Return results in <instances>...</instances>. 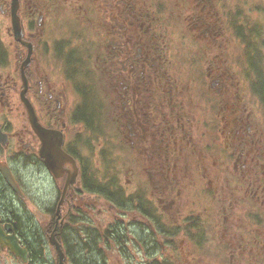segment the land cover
I'll return each mask as SVG.
<instances>
[{"label":"flooded vegetation","instance_id":"1","mask_svg":"<svg viewBox=\"0 0 264 264\" xmlns=\"http://www.w3.org/2000/svg\"><path fill=\"white\" fill-rule=\"evenodd\" d=\"M151 1L160 6L149 7ZM33 2L18 0L16 15L23 33L17 41L14 0H0V161L11 168L21 187L22 174L12 166L14 163L38 169L40 177L59 185L58 198L46 211L50 219L42 225L41 235L35 234L30 241L21 232L22 244L29 251L28 264L37 261L40 249L46 245L42 233L50 231L59 237L57 231L61 229L66 250L65 242L70 244V239L79 237L83 243H93L100 264L118 263L121 255L124 264H264V108L246 107L247 103L264 102V9H246L245 0L234 5L230 0L94 1L100 51L96 63L103 71L108 68L112 132L125 139L127 178H137L140 183L132 186L127 196L126 220L114 213L123 211L122 206L110 205L104 212L109 214L108 220L85 218L77 222V213L86 211L83 156L76 149L82 145L79 140L85 127L75 123L74 116L78 122L83 121L85 108L77 104L74 92L75 103H69L67 91L73 90L69 81H54L49 74L43 75L39 66L35 19L51 21L62 18L65 12L49 7L45 15L37 11ZM187 20L191 23L183 30ZM172 33L177 37L174 41L197 50L199 61L195 64L204 68L207 92L191 89H205L200 86L203 77L187 78L191 84L187 87L191 89L189 93L181 76L171 74L175 69L167 62L166 48L174 43L166 46L165 34ZM113 34L115 43L109 40ZM149 36L156 42L153 50L143 46ZM136 68L141 84L135 83L137 78L132 73L121 78L122 71L128 74ZM125 82H130L129 86ZM125 86L132 92L124 93ZM135 87L142 89L138 97ZM181 95L187 101L185 108ZM194 97L201 98L199 104L206 110H199ZM214 97L222 104L216 116L209 108ZM136 98L141 113L136 111ZM33 108L45 129L62 134V149L76 162V168L65 163L66 173L59 179L41 156L42 142L30 119ZM215 144L223 148L225 162H230L223 172L214 168ZM203 170L209 196L216 204L210 203L205 208L206 216L199 214L200 219L184 216L190 209L181 202L182 188L191 184L195 172ZM71 175L75 182L62 200L64 185ZM230 175L237 177L234 189L226 187L224 177ZM148 185L158 193V204L149 198ZM0 190L5 197L12 193L20 199L1 173ZM3 202L0 201V220L16 226L17 214L8 215ZM13 203L16 204L14 200ZM102 212L103 209L96 211L99 215ZM118 218L125 224L118 226ZM75 224L79 235L74 234ZM33 226L37 232L39 226L34 220ZM119 230L125 238L121 245L116 242ZM76 247L74 244L73 249Z\"/></svg>","mask_w":264,"mask_h":264},{"label":"rangeland","instance_id":"2","mask_svg":"<svg viewBox=\"0 0 264 264\" xmlns=\"http://www.w3.org/2000/svg\"><path fill=\"white\" fill-rule=\"evenodd\" d=\"M237 3L240 0H230L231 5H234L236 2ZM246 3V9H251L254 10L255 7L259 6V9H264V0H245ZM257 12V11H256ZM254 17V16H253ZM67 17H64L61 21L58 22L57 24V29L58 30H53L56 32L57 36H53L52 33H49V35L46 38V41L52 45L54 47V50H57L58 45H56V41L57 40H62L63 41V51H56L57 53L53 56H51L52 52L48 51V47L45 46V44L41 45V52L44 55H41L39 53L38 58L41 60V64H39V66L41 67V71L42 74L45 76H49L53 78V80L55 81L56 79L58 81H62V78L64 77V75L66 73H68L69 70V66L75 62L76 60V54L73 52H69L70 49L74 50L73 46L76 42V36L75 34L71 33L73 30V25L70 23H65L64 21L66 20ZM189 23H191V21H186L185 24L182 26V29H186L187 26L189 27ZM113 30V29H111ZM166 39L167 41L165 42L166 46L170 43H174L173 45H168L166 50H167V62L168 64L171 66H173V68L175 69V71H173L171 69V74L172 75H178L181 76V81L183 84L187 83L185 82V77L188 76H194L195 74V70L197 69L195 62L199 61L197 58V50L195 48H191V47H185L182 46L181 43L179 42V40L174 41L177 37L172 33L170 35H166ZM190 36V35H189ZM46 37V36H45ZM108 37V36H107ZM119 40H121L119 37H117ZM184 37H181V39H183ZM109 40L111 41V43H115V38H114V34L109 38ZM132 41V40H130ZM191 42V40H190ZM189 42V45H190ZM71 45V46H70ZM57 46V47H56ZM79 46L76 45V49ZM192 49V50H189ZM47 50V53H45V51ZM56 55H59L62 59H58L56 57ZM58 60H55V59ZM39 63V61H38ZM204 63V62H203ZM205 65V64H204ZM73 67V66H71ZM167 67V66H166ZM139 68H136L135 70H131L129 71V73L127 74V71H122L120 73L121 78L125 77L128 75L131 76L134 75V79L137 78V81H135L136 84H141L138 77H140V73H138ZM202 70L204 71V68H202ZM139 74V75H138ZM78 75V74H77ZM138 75V76H137ZM70 77H73L72 75H68ZM137 76V77H136ZM201 77H203V79H201V83L200 86L205 85V91L207 92V87H208V82L207 80L204 79L205 77V73H203L201 75ZM130 80V79H129ZM139 81V82H138ZM205 81V82H204ZM131 82V80H130ZM130 82H125L124 85H128L130 84ZM105 84L108 85L107 81L105 82ZM191 85V84H190ZM219 85V84H218ZM128 86H125V91L126 92H132L131 88H128ZM219 86L215 87V90L218 88ZM110 89V88H109ZM191 89L193 91L199 92V93H204L199 91L197 88L195 87H191ZM61 90V89H60ZM186 90V89H184ZM134 91L136 93V97H138V94L141 95L142 94V89L139 87H135ZM74 90H71L68 88L67 93L68 94V98H69V103L71 104V102L75 103V97L73 95ZM107 95L110 94V90L105 92ZM181 99H182V108H185L187 101L183 99L182 95H181ZM199 99H201L200 97H194V101L195 104L200 108V111H204L206 110V108L201 107L199 104ZM108 103V102H107ZM135 108L137 113H141V107L140 104L138 102V99L136 98V103H135ZM211 110H220V105L215 102L212 103V105H210L209 107ZM99 110V108H97ZM87 111H89V109H85L82 113L87 115ZM108 112V111H107ZM106 111H104L103 113L106 114ZM110 116V114H108ZM106 115V116H108ZM111 119V116H110ZM147 142H148V138H147ZM94 145H97L96 143H94ZM149 145V142H148ZM100 148V147H99ZM113 150V149H112ZM201 152V150L199 149L197 152V155ZM93 153V148L91 147L90 151H85V156L87 158H89L91 156V154ZM100 155V152H98ZM124 154V153H123ZM98 155V156H99ZM113 156L110 159V155L107 156L106 158H102L99 159L98 156H93L91 158L92 159V165L96 166V173L99 174V176H103L102 174H104V169L107 168H114L117 167L119 168L118 170V174H117V182L122 184L123 186H125V200L124 202H127V195H129V193L131 192V188H133L132 186H137L140 183V180L137 178H133L132 181H130V178H127V171H128V167L126 166H121L123 165V157H122V153L121 152H113L112 154ZM95 158V159H94ZM97 161H100V163L98 164ZM214 161L217 162L216 164H214V168L216 171V168H219L221 171H224L222 169V167H225V164L217 159L216 157H214ZM12 166L17 170L20 171V174H22L21 177V181H22V186L23 189L25 191V194L27 195V198L25 200H19L17 198H15V196L12 193H6L7 197L3 196L2 191L0 192V201L1 202H6L3 204L5 209H11L14 214H17L20 217V220L22 221V223L24 225H26L27 227L33 228L34 230V226H33V220L38 224V226L42 227V225H45L48 223L50 217L49 214L46 213V211H48V209H51L55 203V201L58 198V187L59 185H57L52 179H47L45 177H40L39 176V170L35 168H31L29 165L27 164H17L14 163L12 164ZM99 167V168H98ZM200 173V177H198V175H194L193 176V181H194V188L192 187H183V194L181 196L182 199L185 200L186 204H187V208L190 209L192 212L193 211H197L196 214H200L201 216H206L205 213V208L209 206L210 203H213L211 201V197L206 195V190H208L210 187H208V189H206V184L205 180L206 177L203 175L204 170L199 172ZM96 183L98 184L99 182L96 181ZM149 186V185H148ZM134 187V190H137V188ZM150 189V193H149V198L153 199L156 201V203L158 204V201L155 199L156 196H159L157 192H155L154 186H149ZM198 191L201 192L202 196L199 197ZM97 196V195H96ZM164 195L162 194V197ZM8 198H10V201ZM159 198V197H158ZM13 200H15L16 204L13 203ZM100 201V204L96 203V201ZM182 202V201H181ZM84 203L86 205V211L83 209V214L84 217L82 215L78 216V220L81 218H86L88 220H92L96 219V220H100L105 221L109 219V214L108 216L106 214H104V212L108 209H110V202H105L103 198H100L99 196L97 197H93V196H89V195H85L84 197ZM191 203H193L191 205ZM177 204H180V199L178 200ZM16 206V207H14ZM159 206V205H158ZM94 209L92 212L90 211L89 208ZM98 209H103V212L101 215H99V213H96V211ZM112 210H110L109 212H111ZM189 212V211H188ZM191 213H186L184 216H188L191 215ZM114 213H117L118 215H121L124 217V219L126 220V212H117L114 211ZM222 213V211H221ZM64 214V213H63ZM24 220L22 219V216ZM54 220V217H53ZM118 220H120V218H118ZM22 223H20V226H22ZM37 235H41L38 231L36 232ZM51 236V233L49 232L46 235V245L43 244V247L40 249V254L39 257L37 259V261H34L33 264H58V255L54 249V247H50L48 245V239ZM77 240L74 239L73 242L70 241V246L73 249V245L75 244ZM74 250V249H73ZM124 258V257H123ZM125 260H123L122 262H120V260H118V263L115 261L114 263L111 264H124ZM0 264H23L21 262V260L19 258H15V256H13L10 252L6 251L4 253L0 254ZM67 264H69V262H67ZM73 264V263H70Z\"/></svg>","mask_w":264,"mask_h":264},{"label":"trees","instance_id":"3","mask_svg":"<svg viewBox=\"0 0 264 264\" xmlns=\"http://www.w3.org/2000/svg\"><path fill=\"white\" fill-rule=\"evenodd\" d=\"M95 1V0H94ZM93 0H34L33 5L38 9L39 13L47 15L50 5L52 7H57V9L61 8L67 14V18L64 21L65 23H70L73 25L72 34L74 33L77 39V42L73 45L74 52L76 54V60L70 66V70L72 71V76H78L83 79L85 92L87 95H84L85 104L87 103L85 109H89L87 111V115L84 114L82 120L86 123V134H89L94 142L101 147L100 155L107 157L110 155V159L113 156V139L111 137L110 132V120H113V116L111 113V119L108 114H104L105 110H109L111 100H106L107 94L105 92L109 91V85L105 84L109 83V73L108 68H105L103 71L99 69L96 63V58H98L100 51H98V39H97V23H96V7ZM153 5L160 6V4H154L152 1L150 2L149 7L152 8ZM168 5V4H166ZM156 7V8H157ZM34 8V7H33ZM174 8H171L173 10ZM156 10V9H155ZM167 26V24H166ZM152 36L148 37V41L145 39L143 40V46L148 47V49L153 50L154 43L152 42ZM184 42V41H183ZM76 45L79 47L76 49ZM182 46H185V43H181ZM190 77V76H188ZM188 77H185L186 84H183V87H188L190 85V81L187 80ZM80 79V80H81ZM82 88V87H81ZM188 92L191 93V89H188ZM97 92V93H96ZM83 99V100H84ZM215 100V99H213ZM108 102V103H107ZM216 102V100H215ZM99 108V110L97 109ZM102 113V114H101ZM108 115V116H106ZM96 116V117H95ZM221 139H225L221 137ZM122 154L123 157V165L125 163V152ZM93 158H83L81 162L83 163V175L84 181L86 183V188L88 192L92 195H97L100 198H103L105 201L113 203L115 206L120 208L122 206L123 212L126 211V202L124 188L122 189V185L119 186L117 182V168H105L104 174H102L103 181L101 183H96L98 181L96 179V166L92 165ZM95 159V158H94ZM99 164L100 161H97ZM99 168V167H98ZM233 180L237 182V177H233ZM106 181V183H105ZM118 185L116 189H114V185ZM6 203V202H5ZM123 204H125L123 206ZM8 215H15L14 212L9 209ZM80 214V213H77ZM22 219L23 218V215ZM81 216L82 215H78ZM85 219V218H84ZM200 219V218H199ZM83 218L76 220L77 222L82 221ZM25 224V223H24ZM22 226L23 232L27 235L30 241H33V237L35 234V230L33 228L27 227L26 225ZM118 226L122 224L121 221H117ZM204 227V225H202ZM109 229V228H108ZM122 229V227H121ZM73 230L75 235L80 234L79 227L75 224L73 225ZM124 231V229H122ZM59 233L60 240H64L65 235L63 233V229L57 231ZM109 237L111 236L108 234ZM119 232L117 233V245H121L125 238L124 235ZM75 248L77 251V257L74 256V252L72 247L70 246L69 242L66 241L65 244L67 245V254L69 259L73 264H100L99 255L93 250V243L90 242H82L79 237H76ZM109 242V241H108ZM115 242V241H114ZM110 245V242L108 243Z\"/></svg>","mask_w":264,"mask_h":264},{"label":"water","instance_id":"4","mask_svg":"<svg viewBox=\"0 0 264 264\" xmlns=\"http://www.w3.org/2000/svg\"><path fill=\"white\" fill-rule=\"evenodd\" d=\"M18 0H14V19H13V28L15 30L16 39L20 40L22 36V30L20 27V20L16 15V9L18 7ZM26 102V100H25ZM32 111V110H31ZM31 123L36 134L40 137L42 142L41 156L45 159V164L47 168L52 171L56 178L62 177L66 171L64 170L65 163H71L76 168V162L73 157L65 153L62 149V134L50 131L45 129L38 121L34 110L31 114ZM0 172L3 174L7 183L13 188L17 193L23 195L19 189L18 184L15 181V178L8 168L0 161ZM75 182L74 176L71 175L68 178L64 189V195L66 194L68 187ZM11 232V233H8ZM50 243L56 247V250L59 255V264H64L65 255L62 251L61 245L55 239V236H52ZM10 250L16 257L21 258L24 262H27L28 252L25 248L20 246L19 238L14 232L12 225L7 224L5 227L0 223V250Z\"/></svg>","mask_w":264,"mask_h":264},{"label":"bare ground","instance_id":"5","mask_svg":"<svg viewBox=\"0 0 264 264\" xmlns=\"http://www.w3.org/2000/svg\"><path fill=\"white\" fill-rule=\"evenodd\" d=\"M3 193V192H2ZM9 199V201L11 202V200H10V198H8ZM15 201V200H14ZM14 211V210H13ZM15 212V211H14ZM70 241L72 242V241H74V239L72 238V239H70ZM75 252H74V256L75 257H77L78 258V256H77V251L76 250H74Z\"/></svg>","mask_w":264,"mask_h":264}]
</instances>
